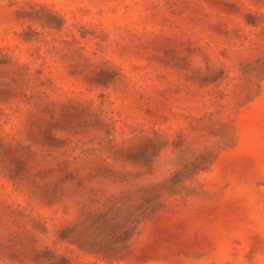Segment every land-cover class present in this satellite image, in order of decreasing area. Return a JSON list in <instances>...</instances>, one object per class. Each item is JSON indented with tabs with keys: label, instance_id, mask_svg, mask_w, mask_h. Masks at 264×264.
Here are the masks:
<instances>
[{
	"label": "rangeland",
	"instance_id": "1",
	"mask_svg": "<svg viewBox=\"0 0 264 264\" xmlns=\"http://www.w3.org/2000/svg\"><path fill=\"white\" fill-rule=\"evenodd\" d=\"M0 264H264V0H0Z\"/></svg>",
	"mask_w": 264,
	"mask_h": 264
}]
</instances>
